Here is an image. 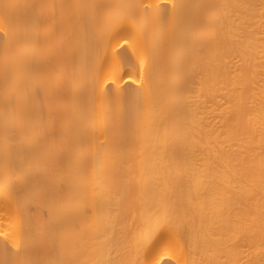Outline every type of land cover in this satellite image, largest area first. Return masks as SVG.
<instances>
[{"label":"bare ground","instance_id":"6f19581e","mask_svg":"<svg viewBox=\"0 0 264 264\" xmlns=\"http://www.w3.org/2000/svg\"><path fill=\"white\" fill-rule=\"evenodd\" d=\"M0 264H264V0H0Z\"/></svg>","mask_w":264,"mask_h":264}]
</instances>
